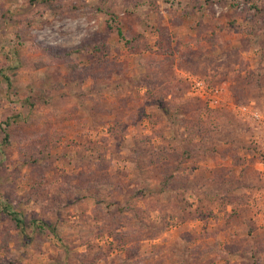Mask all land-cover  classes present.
<instances>
[{
    "label": "rangeland",
    "instance_id": "obj_1",
    "mask_svg": "<svg viewBox=\"0 0 264 264\" xmlns=\"http://www.w3.org/2000/svg\"><path fill=\"white\" fill-rule=\"evenodd\" d=\"M0 264H264V0H0Z\"/></svg>",
    "mask_w": 264,
    "mask_h": 264
},
{
    "label": "trees",
    "instance_id": "obj_2",
    "mask_svg": "<svg viewBox=\"0 0 264 264\" xmlns=\"http://www.w3.org/2000/svg\"><path fill=\"white\" fill-rule=\"evenodd\" d=\"M5 209L7 210V207H5ZM6 210L4 212H6ZM11 218L13 219V221H15V223L17 224V226L24 231L23 227H25L24 225V220L22 218H20L18 213H14V214H10ZM35 223H37L36 221L33 222V224L35 225Z\"/></svg>",
    "mask_w": 264,
    "mask_h": 264
},
{
    "label": "built area",
    "instance_id": "obj_3",
    "mask_svg": "<svg viewBox=\"0 0 264 264\" xmlns=\"http://www.w3.org/2000/svg\"><path fill=\"white\" fill-rule=\"evenodd\" d=\"M216 94L218 93V91L215 92Z\"/></svg>",
    "mask_w": 264,
    "mask_h": 264
}]
</instances>
